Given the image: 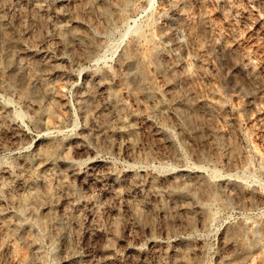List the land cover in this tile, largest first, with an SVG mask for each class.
I'll use <instances>...</instances> for the list:
<instances>
[{
  "label": "rangeland",
  "instance_id": "374dc122",
  "mask_svg": "<svg viewBox=\"0 0 264 264\" xmlns=\"http://www.w3.org/2000/svg\"><path fill=\"white\" fill-rule=\"evenodd\" d=\"M105 1L110 21L99 0H0V264H264V0ZM126 48L167 120L123 83Z\"/></svg>",
  "mask_w": 264,
  "mask_h": 264
},
{
  "label": "bare ground",
  "instance_id": "6f19581e",
  "mask_svg": "<svg viewBox=\"0 0 264 264\" xmlns=\"http://www.w3.org/2000/svg\"><path fill=\"white\" fill-rule=\"evenodd\" d=\"M99 1H102V7H101V13H102V15L105 17V19L106 20H108V21H110V19H111V16H112V14H114V13H112L113 11L110 9L111 7H109V4H107V2L105 1V0H99ZM123 1V0H122ZM121 1V2H122ZM120 2V3H121ZM124 2H125V0H124ZM247 17V16H246ZM205 21V20H204ZM204 24H206V23H204ZM209 24V23H208ZM208 24H206V26L208 25ZM146 25H148V23L146 24ZM201 26V23H200V25H199V27ZM202 28V27H201ZM201 28H199V29H201ZM190 29V28H189ZM203 29V28H202ZM0 31H2V30H0ZM4 32V31H3ZM66 35H68L69 37H71V38H73V39H77V40H82L83 39V37L84 36H81L80 34H78L77 32H75V31H73V30H67L66 31ZM145 39V38H144ZM147 40V38L145 39V41ZM220 40V39H219ZM218 40V41H219ZM73 41V40H72ZM83 41V40H82ZM218 41H216V42H218ZM222 41V40H221ZM78 42V41H77ZM147 42V41H146ZM143 43V42H142ZM219 44V43H218ZM221 44V43H220ZM130 47H132V46H130ZM127 49V51H128V49L129 48H126ZM134 48H132L131 50H133ZM130 50V51H131ZM136 50V49H135ZM138 50V49H137ZM130 51H128L127 53H126V55H125V57L123 58V60L121 61L122 62V65L123 66H125L128 70H129V72L128 73H126V75L124 76V77H122L123 78V83H125L126 85L128 84V85H132L133 86V88L136 90L135 91V94L137 93V92H139V93H141V94H143V96L145 97V99H146V101H150V102H152V109H153V111L156 113V114H158V116L160 117H162V118H165L166 119V111L168 110H166V107H165V104H164V102L163 101H165L164 99L162 100V97H161V93L158 91V89H159V87L158 88H156L155 86V84H154V82H153V76H152V78H151V76L148 74V72L146 71V68H145V64L144 63H141V62H137V61H135V59H134V56H131L132 54H131V52ZM15 52H18V51H14V49H8L7 50V52H6V54H7V64H11V63H16L17 64V66H22L23 64H25V62L22 60V59H19V57H17L16 56V54H15ZM126 52V51H125ZM133 53H135L134 51H133ZM153 53V52H152ZM124 54V53H123ZM156 54V53H155ZM19 56V55H18ZM152 56V55H151ZM6 58V57H5ZM26 58V57H25ZM160 59V58H159ZM137 60V59H136ZM143 60V59H142ZM151 60V59H150ZM44 61H46V60H44ZM144 61V60H143ZM153 61V63H151ZM152 61H147V63H151V64H153V65H155V68H156V72L158 73H162V74H165V76H166V79H167V81H171L172 80V78H174V77H171V75L170 74H167L166 73V68L165 67H167V65L165 66V65H163L162 63V61H159L158 60V58L156 57V56H153V58H152ZM120 62V61H119ZM162 62V63H161ZM5 63V62H4ZM42 65L43 66H47L48 65V62H43L42 63ZM41 65V66H42ZM50 65V64H49ZM120 65H121V63H120ZM27 66V65H26ZM147 66H149L148 64H147ZM9 67V66H8ZM7 67V68H8ZM28 67V69H29V67L30 66H27ZM154 67V66H153ZM169 67V66H168ZM4 68V67H3ZM24 68V67H23ZM26 68V67H25ZM24 68V69H25ZM31 68V67H30ZM123 68V67H122ZM32 69V68H31ZM23 70V69H22ZM27 70V69H26ZM26 70H24V71H26ZM126 70V69H125ZM16 72H17V70H15ZM127 71V70H126ZM170 71V70H169ZM23 72V71H22ZM125 72V71H124ZM18 73V72H17ZM28 73V72H27ZM29 73H30V70H29ZM32 73V72H31ZM30 73V74H31ZM15 74V73H14ZM20 74H21V72H20ZM22 74H24V73H22ZM21 74V75H22ZM172 74H173V72H172ZM16 75V74H15ZM31 76H32V74H31ZM106 76V75H105ZM120 76H122V75H120ZM15 77V76H14ZM101 77V76H100ZM103 77V76H102ZM188 77V76H187ZM186 77V78H187ZM30 78V77H29ZM188 78H190V77H188ZM33 79V78H32ZM32 79H30V80H32ZM166 79H165V81H166ZM184 79V78H183ZM15 80V79H14ZM102 80H104V79H102ZM105 80H106V78H105ZM121 80V79H120ZM109 81H110V79H109ZM111 81H112V79H111ZM110 81V82H111ZM122 81V80H121ZM164 81V82H165ZM107 82V81H106ZM174 82V81H173ZM165 83H167V82H165ZM105 84V83H104ZM112 84H113V81H112ZM125 84H124V86H125ZM171 84H172V81H171ZM170 84V85H171ZM100 85V84H99ZM166 85V84H165ZM101 86V85H100ZM104 86H106V85H104ZM173 86V85H172ZM171 87V86H170ZM102 88V87H101ZM106 88V87H105ZM123 88V87H122ZM126 88V87H125ZM171 88H173V87H171ZM128 89V88H127ZM130 89H131V87H130ZM166 89H167V87H166ZM174 89H175V87H174ZM26 90V89H25ZM124 90V89H123ZM129 90V89H128ZM163 90V89H162ZM169 90V89H168ZM171 90V89H170ZM121 91V90H120ZM125 91V90H124ZM127 91V90H126ZM130 91V90H129ZM131 91H132V89H131ZM161 91V90H160ZM172 91V90H171ZM174 91V90H173ZM122 92V91H121ZM128 92V91H127ZM162 92V91H161ZM169 92V91H168ZM130 93V92H129ZM128 93V94H129ZM138 93V94H139ZM163 93V92H162ZM176 93V92H175ZM117 94H118V91H117V93H116V90H115V92H113V90H112V92H109L108 93V95H109V97L112 99V102H113V109H114V111L113 112H115V114H116V116H117V119H118V121L121 123H119L120 125H119V128L121 127V125L123 126V125H125V120H127V119H125L124 120V116H123V109H124V107L122 106V104L118 101V98H117ZM123 94V93H122ZM121 94V95H122ZM132 94H133V92H132ZM103 95V94H102ZM118 95H120V93L118 94ZM120 95V96H121ZM137 95V94H136ZM180 95V94H179ZM167 96V95H166ZM169 96V102H172L171 101V99H170V96L173 98V100L174 99H176L177 98V95H175L174 94V92L173 93H171L170 95H168ZM85 98V97H84ZM110 98L108 99V100H110ZM121 98V97H120ZM143 98V97H142ZM163 98H165L164 96H163ZM179 98V97H178ZM144 99V98H143ZM182 100H183V98H181ZM84 100V99H83ZM180 100V99H179ZM176 101V100H175ZM185 102V101H184ZM111 103V102H110ZM173 103H175V102H173ZM180 103V102H179ZM182 103V102H181ZM186 103V102H185ZM184 103V104H185ZM151 104V103H150ZM178 104V103H177ZM176 104V105H177ZM183 104V103H182ZM184 104L182 105V107L179 109L182 113L185 111L184 109H185V106H184ZM187 104V103H186ZM167 106H169L170 107V104L169 105H167ZM175 106V105H174ZM178 106V105H177ZM173 107V106H172ZM176 107V106H175ZM174 107V108H175ZM190 108V107H189ZM151 109V110H152ZM112 110V109H111ZM188 110V112H189V109H187ZM176 111V110H175ZM112 112V111H111ZM187 113V112H186ZM185 113V114H186ZM125 114V113H124ZM179 114H180V112H179ZM126 115V114H125ZM187 115V114H186ZM160 117V118H161ZM189 117V116H188ZM188 117H187V119H188ZM106 119V118H105ZM186 119V120H187ZM114 120H116V119H114ZM164 120V119H163ZM167 120V119H166ZM106 121V120H105ZM191 121V120H190ZM190 121H188V124H190L189 122ZM129 122V121H128ZM193 122V121H192ZM187 123V122H186ZM117 124V123H116ZM192 124V123H191ZM118 125V124H117ZM129 125V124H128ZM125 127V126H124ZM128 127V126H127ZM127 127H125V128H127ZM124 128V129H125ZM123 129V128H122ZM14 130V129H13ZM121 131H123V130H121ZM13 132H16V131H13ZM17 133V132H16ZM13 134V133H12ZM16 135V134H15ZM14 134L12 135L13 137L15 136ZM17 135H18V133H17ZM152 136V135H151ZM16 137V136H15ZM9 138H10V136H9ZM12 138V137H11ZM1 141V140H0ZM3 141V140H2ZM15 141V140H14ZM9 142H11V141H9ZM162 143V142H161ZM52 147H48V149H45V155H50L51 153L53 154V152H52ZM51 156V155H50ZM43 157H44V155H43ZM47 157V156H46ZM45 157V158H46ZM49 157V156H48ZM47 157V158H48ZM38 158H40V157H37L36 158V161H37V159ZM44 159V158H43ZM42 161H44V160H42ZM42 161H40L39 160V163H38V161H37V163L39 164L38 165V167H40L41 165H42ZM48 161H50V159L48 160ZM47 162V161H46ZM45 162V163H46ZM52 162V161H51ZM44 163V162H43ZM48 163V162H47ZM50 163V162H49ZM33 164V163H32ZM52 164V163H51ZM48 165V164H47ZM53 165V164H52ZM29 166L30 167H32L31 166V163L29 164ZM28 166V167H29ZM36 166H37V164H36ZM46 166V165H45ZM51 166V165H50ZM27 167V166H26ZM33 167H35V166H33ZM32 167V168H33ZM42 167H43V165H42ZM32 168H30V169H32ZM28 170H30L29 168H27ZM36 169H38V168H36ZM24 171V168L23 169H21V171ZM33 170V169H32ZM48 170V169H47ZM11 170H9L6 166L5 167H3L2 169H1V173L3 174V175H5L6 177H9V176H11V172H10ZM20 171V172H21ZM22 171V172H23ZM35 171H37V170H35ZM13 172V171H12ZM40 172V171H39ZM0 173V174H1ZM37 173V172H36ZM41 173V172H40ZM22 174V173H21ZM34 175H35V172L33 173ZM15 176H16V173L14 174ZM28 175L31 177V175H32V172H29L28 173ZM33 175V176H34ZM190 175V174H189ZM38 176H39V174H38ZM37 176V177H38ZM6 177H4V178H6ZM17 177V176H16ZM19 177H20V175H19ZM18 177V178H19ZM35 177V176H34ZM21 178V177H20ZM27 178L28 179H30L28 176H27ZM32 178V177H31ZM36 178V177H35ZM10 179H11V177H10ZM14 179V178H13ZM13 179H11V180H13ZM25 179V178H24ZM33 179V178H32ZM37 179V178H36ZM36 179L34 180V181H36ZM45 179V178H44ZM10 180V181H11ZM18 180V179H17ZM23 180V179H22ZM26 180V179H25ZM48 180V179H47ZM46 180V181H47ZM5 181V180H4ZM3 181V182H4ZM8 181V180H7ZM9 181V182H10ZM19 181V180H18ZM33 181V182H34ZM45 181V182H46ZM199 179L198 180H196V181H194L193 183L192 182H190V183H192V184H190V185H188L187 187H185L184 186V188H186L187 189V191H192V190H194L195 188H199L200 187V185H199ZM8 182V183H9ZM17 182V181H16ZM25 182V181H24ZM44 182V181H43ZM44 182V183H45ZM47 182H49V181H47ZM47 182H46V184H47ZM5 183V182H4ZM30 183V182H29ZM154 183H155V181H154ZM153 183V184H154ZM179 183V182H178ZM7 184V183H6ZM5 184V185H6ZM10 185H11V183H9ZM13 184V183H12ZM35 184V183H34ZM152 184V185H153ZM174 184V183H173ZM180 184V183H179ZM187 184V183H186ZM4 185V184H3ZM10 185H8L7 184V186H10ZM14 185V184H13ZM23 185V184H22ZM26 185V184H25ZM28 185V184H27ZM32 185V184H31ZM30 185V186H31ZM167 185V184H166ZM177 185V184H176ZM12 186V185H11ZM151 186V185H150ZM168 186V185H167ZM20 187V186H19ZM23 187V186H22ZM25 187V186H24ZM27 187H29V186H27ZM164 187H165V185H164ZM0 188H1V186H0ZM11 188V187H10ZM162 188V187H161ZM176 187H174V189H175ZM183 188V187H182ZM159 190H160V188H158ZM166 189V188H165ZM169 189V188H168ZM167 189V190H168ZM172 189H173V187H172ZM173 189V190H174ZM23 190H24V188H23ZM49 190V189H48ZM151 190V189H150ZM172 190V191H173ZM196 190V189H195ZM29 191V190H28ZM32 191V190H31ZM153 191L155 192L156 191V187L154 186L153 187ZM166 191V190H165ZM8 192V191H7ZM168 192V191H167ZM206 192H207V194L210 196V197H216V193L215 192H213V191H211V190H206ZM1 193V192H0ZM5 193V192H4ZM9 193V192H8ZM50 193V192H49ZM164 193V192H163ZM169 193H170V191H169ZM171 193H173V192H171ZM177 193V192H176ZM179 193H180V191H179ZM182 193V192H181ZM20 194H22V192H20ZM44 194V193H43ZM42 193L41 194H39L38 192H35V191H33V192H30L29 194H27V195H25L24 194V196H21L20 195V197L17 199V205H18V209L19 210H27V211H29V213L31 212V213H34L35 211H36V209H35V203L37 204V201L38 200H40L41 199V195H43ZM53 194V193H52ZM51 194V195H52ZM160 194H162V192L160 193ZM168 194V193H167ZM191 194V193H190ZM189 194V195H190ZM23 195V194H22ZM45 195V194H44ZM157 195H159V193L157 194ZM157 195H155V196H157ZM178 195V194H177ZM188 195V196H189ZM4 196V195H3ZM6 196V195H5ZM10 196V195H9ZM16 196V195H15ZM154 196V195H153ZM160 196V195H159ZM1 197H2V195H1ZM17 197V196H16ZM15 197V198H16ZM43 197H45V196H43ZM4 198V197H3ZM8 198V197H7ZM46 198V197H45ZM11 199H13L12 197H11ZM10 199V200H11ZM1 200H2V198H1ZM16 201V200H15ZM14 200H13V202H15ZM41 201V200H40ZM40 201H39V205H40ZM10 202V201H9ZM12 202V201H11ZM12 202V203H13ZM43 202V201H42ZM41 202V203H42ZM11 205H13L14 206V204H11ZM38 205V206H39ZM1 206V205H0ZM14 208V207H13ZM37 208V210H39L38 209V207H36ZM195 208V207H194ZM2 208H0V211H2L1 210ZM140 208H138V210H139ZM190 209H191V207H190ZM15 211V210H14ZM190 211V210H189ZM19 212V211H18ZM21 212H23V211H21ZM37 212V211H36ZM35 212V213H36ZM14 213V212H13ZM16 213V212H15ZM23 213H25L26 214V212L24 211ZM28 213V212H27ZM139 213H141L140 211H139ZM142 213H143V211H142ZM142 213H141V216H142ZM197 213V212H196ZM24 214V215H25ZM39 214V213H38ZM194 214V213H193ZM16 215V214H15ZM20 215H22V214H20ZM0 216H1V214H0ZM23 216V215H22ZM39 216V215H38ZM13 217V216H12ZM37 217V216H36ZM40 217V216H39ZM38 217V218H39ZM18 219L19 220H21V218H19L18 217ZM14 220V219H13ZM38 220V219H37ZM14 222V221H13ZM12 222V223H13ZM16 224V223H15ZM14 226V225H13ZM19 226H21V225H19ZM14 227H17V225H15ZM61 228V227H60ZM59 233V232H58ZM233 233H235V231H233ZM61 234V233H60ZM232 235H234V234H232ZM231 235V236H232ZM236 237L237 236H235V240H236ZM232 238H234L233 236H232ZM238 238V237H237ZM229 239H230V237H229ZM238 240V239H237ZM36 241V240H35ZM228 241V240H227ZM226 241V242H227ZM240 241V240H239ZM34 242V241H33ZM229 242H230V240H229ZM234 242V241H233ZM241 243V242H240ZM247 242H245V243H243L242 245H244V244H246ZM38 244V243H37ZM231 245V244H230ZM39 251V250H38ZM40 254V253H39ZM244 254H246V253H244ZM240 255H241V253H240ZM242 255H243V253H242ZM241 255V256H242ZM240 257V256H239ZM35 259V258H34ZM231 260V259H230ZM228 261V260H227Z\"/></svg>",
  "mask_w": 264,
  "mask_h": 264
}]
</instances>
